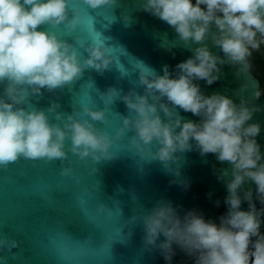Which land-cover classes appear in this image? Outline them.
I'll return each instance as SVG.
<instances>
[{
	"label": "clouds",
	"instance_id": "1",
	"mask_svg": "<svg viewBox=\"0 0 264 264\" xmlns=\"http://www.w3.org/2000/svg\"><path fill=\"white\" fill-rule=\"evenodd\" d=\"M71 2L0 0V168L7 169L21 158L64 161L68 140L71 153L80 159L91 157L99 163L113 158L109 151L112 137L95 123L106 122L103 109L84 107L87 119H80V112L65 115L56 103L45 111L30 102L43 90L54 92L72 84L87 68L103 74L113 62L104 40L76 37L73 44L57 35L54 29L63 27L72 36L82 23L93 19L84 16L78 6L70 9ZM81 2L88 9L116 4V0ZM141 6L171 26L185 48L198 46L191 57L175 66L174 73L168 65L162 67L161 75L136 61L142 94L132 89L121 96L115 88L103 93L112 102L113 97L122 99L128 110V115L121 116L116 139L126 131L132 133L130 143L140 157L156 145L149 161L158 160L169 171L181 159L177 153L194 148L201 156L214 154L219 162L231 165L230 172L221 169L217 176L218 180L231 176L225 181L227 211L219 223L205 219L196 209L181 215L171 201L160 200L140 218L144 245L158 250L166 264H172L177 249L193 264H264V154L256 139L261 125L248 123L260 109L243 97L237 104L220 93L205 95L196 83L203 80L212 85L225 64L237 67L238 75L248 73L249 57L264 43V0H144ZM209 39L222 56L213 54L206 43ZM77 44L87 53L83 59ZM248 87L242 85L241 91ZM255 96L260 98L259 91ZM181 110L199 121L184 120ZM71 172L63 168L60 174ZM249 182L256 186L259 209L253 189L244 187ZM244 202L247 210H242ZM215 203L218 207L220 201ZM18 246L14 239H0V248L9 252Z\"/></svg>",
	"mask_w": 264,
	"mask_h": 264
},
{
	"label": "water",
	"instance_id": "2",
	"mask_svg": "<svg viewBox=\"0 0 264 264\" xmlns=\"http://www.w3.org/2000/svg\"><path fill=\"white\" fill-rule=\"evenodd\" d=\"M143 2L116 0L112 7L88 9L81 0H72L70 9L78 6L84 16L90 15L93 19L82 23L72 36H67L63 27L54 29L58 36L73 44L76 37L89 42L104 40L113 62L103 74L87 68L72 84L54 92L43 90L42 95L31 97L30 102L45 111L56 103L59 112L70 115L78 111L80 119H87L84 107L103 109L106 122L95 123L112 137L109 151L113 158L99 163L91 157L80 159L71 153L68 140V158L64 161L21 158L7 169L0 168V239H14L19 245L12 252L6 247L0 248V257H6L0 264H166L158 250H149L144 245L140 221L144 212L165 200L171 201L181 215L196 209L205 219L219 223V217L227 211L225 181L231 176L225 180H218L217 176L221 169L230 172L228 163L219 162L214 154L201 156L194 148L177 153L181 159L172 163L169 171L160 161H149L156 145L140 157L130 143L132 133L126 131L116 139L122 127L121 116L128 115V110L122 99L113 97L112 102L103 93L115 88L121 96L132 89L142 94L138 70L134 67L136 61H142L161 75L164 65L174 73L175 66L191 57L198 46L185 48L171 26L143 10ZM211 31H217L214 25ZM206 43L213 54L223 55L211 39ZM77 48L82 59L87 56L78 44ZM196 83L205 95L220 93L237 104L243 97L250 106L260 109L248 123L261 125L256 139L264 154V96L252 66L246 75H238L237 67L225 64L219 80L212 85L203 80ZM246 83L249 87L241 91ZM256 90L261 95L259 99L255 96ZM180 115L184 120L198 122L200 119L182 110ZM49 118L55 122L53 114L49 113ZM63 168H71L72 172L62 176ZM244 187L253 189L259 209L255 184L249 182ZM241 207L247 210V202ZM172 264H193V260L177 249Z\"/></svg>",
	"mask_w": 264,
	"mask_h": 264
},
{
	"label": "flooded vegetation",
	"instance_id": "3",
	"mask_svg": "<svg viewBox=\"0 0 264 264\" xmlns=\"http://www.w3.org/2000/svg\"><path fill=\"white\" fill-rule=\"evenodd\" d=\"M251 66H253V72L255 73V75L260 80V88H261L262 94L264 96V59H262L261 61H259V63L256 64V65H253L251 63ZM261 232L264 233V229Z\"/></svg>",
	"mask_w": 264,
	"mask_h": 264
},
{
	"label": "trees",
	"instance_id": "4",
	"mask_svg": "<svg viewBox=\"0 0 264 264\" xmlns=\"http://www.w3.org/2000/svg\"><path fill=\"white\" fill-rule=\"evenodd\" d=\"M193 2H195V0H193ZM262 59H264V43L261 44V47L258 50H253L252 55L249 57V62H251L253 65H256ZM252 70H253V66H252Z\"/></svg>",
	"mask_w": 264,
	"mask_h": 264
}]
</instances>
